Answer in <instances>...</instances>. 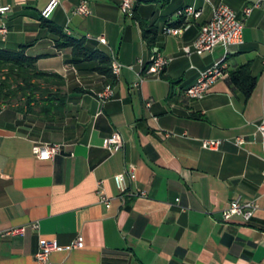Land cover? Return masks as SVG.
<instances>
[{"label":"crops","instance_id":"obj_1","mask_svg":"<svg viewBox=\"0 0 264 264\" xmlns=\"http://www.w3.org/2000/svg\"><path fill=\"white\" fill-rule=\"evenodd\" d=\"M52 1L0 0L11 8L0 15V48L24 49L38 70L60 75L66 96L53 116L0 111V231L26 226L23 236L0 240V264H41L35 255L45 240L62 248L47 264H264V11L244 16L256 0H134L131 14L118 0H55L45 17ZM82 1L88 16L74 13ZM220 3L242 19L243 43L185 54ZM189 6L201 16L181 38L166 32L184 25ZM141 23L154 29L153 45ZM77 43L118 60L120 75L108 78L98 62L75 56ZM155 50L170 59L160 75L147 72ZM221 59L224 75L204 98L189 99L185 90ZM246 64L256 78L247 101L228 82ZM109 84L114 96L102 101ZM116 132L124 146L106 149ZM208 139L220 144L205 149ZM46 143L61 152L40 160L33 149ZM130 167L136 179L122 200L114 177ZM238 198L258 210L248 222H223ZM78 235L84 246L71 249Z\"/></svg>","mask_w":264,"mask_h":264},{"label":"built area","instance_id":"obj_2","mask_svg":"<svg viewBox=\"0 0 264 264\" xmlns=\"http://www.w3.org/2000/svg\"><path fill=\"white\" fill-rule=\"evenodd\" d=\"M120 10L124 14H131L133 11L134 0H118ZM209 1V0H206ZM56 5L53 0L50 5L43 12V15L47 17ZM254 9H262L264 11V0H256L251 6L244 9V16L248 17ZM11 8L9 6L0 5V15H7ZM76 15L88 16L90 9L87 2L82 1L75 9ZM185 18V23L179 28H166L165 31L181 38L184 32L190 27L191 19H198L202 12L194 7H186L181 12ZM243 21L238 14L226 4L220 3L215 5L212 9V16L210 20L201 26L197 38L191 45L183 47V52L187 55L205 53H212L218 46L228 49L231 46L240 45L243 43ZM4 28L0 29V33H5ZM99 41L106 43L104 38H99ZM170 59L162 55L161 52L155 50L151 57L147 72L153 75H160L168 66ZM123 69V65L118 60H113L111 63V70L114 76H119ZM226 70V64L224 59L217 61L213 66L200 73V76L196 83L191 85L185 90V95L192 100H198L204 98L216 81L224 75ZM114 96L112 85H107L103 92L98 94V97L102 101H108ZM257 130L261 134L264 143V118L257 125ZM237 144H242L243 139L237 138ZM220 144L219 140H203L202 147L205 149H215ZM124 146V140L120 133L116 132L104 141V147L108 150L121 149ZM34 154L36 158L40 160H50L55 158L60 152L61 147L59 144H40L34 147ZM134 167H130L123 173L117 174L114 177V182L117 189L120 192V198L123 200L126 194H128L129 183L136 179ZM138 196H145V192L138 193ZM100 200L106 206L110 207V200L103 193H100ZM258 210L254 201H241L239 198L232 200L228 207H226L221 214V220L223 222L231 221L234 217L238 216L243 222H248ZM264 211V209H263ZM30 227L34 230L39 229L37 222L31 223ZM26 232V226L12 227L3 231H0V240L5 237L23 236ZM84 246L83 237L78 235L71 249L82 248ZM62 250L55 240L41 241L39 244V250L35 257L41 264H47L49 256L53 251Z\"/></svg>","mask_w":264,"mask_h":264},{"label":"trees","instance_id":"obj_3","mask_svg":"<svg viewBox=\"0 0 264 264\" xmlns=\"http://www.w3.org/2000/svg\"><path fill=\"white\" fill-rule=\"evenodd\" d=\"M166 5L170 0H156ZM144 39L154 44V29L141 23ZM153 33V35H151ZM74 54L85 61L98 62L97 71L112 77L110 59L103 53L88 54L82 43L74 46ZM228 82L241 92L247 101L256 86V78L251 73L250 64L243 65L228 75ZM62 77L37 69L36 59L25 54L24 49L9 51L0 48V111L13 108L24 114L53 116L62 111L66 101L62 87ZM111 85V84H109Z\"/></svg>","mask_w":264,"mask_h":264}]
</instances>
